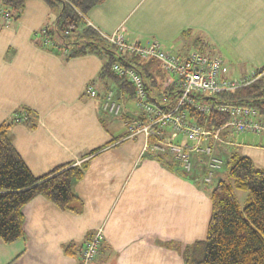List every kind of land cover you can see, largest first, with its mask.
I'll list each match as a JSON object with an SVG mask.
<instances>
[{
  "label": "rangeland",
  "instance_id": "1",
  "mask_svg": "<svg viewBox=\"0 0 264 264\" xmlns=\"http://www.w3.org/2000/svg\"><path fill=\"white\" fill-rule=\"evenodd\" d=\"M30 2L33 3L32 6H28ZM0 6L5 7V4L0 1ZM42 7L49 8L50 11L46 14L41 9ZM61 8L62 5L57 0H26L21 8L12 10V14H8L12 22L17 20L15 18L17 13L19 15L24 12L32 15L37 14V18H34L33 22L27 19L26 29L23 28L22 33L19 31L18 34L27 35L28 27L32 24L31 35L36 40L35 44L39 45L38 42L41 41L42 46L45 45L44 48L57 51L61 47L59 53L64 49L70 52L72 43L79 37L80 30L85 25L69 31L68 35H64L63 41L62 36L58 35L55 28ZM92 10L93 15H97L98 19L92 17ZM47 19H50L51 23H48ZM9 21L6 22L9 23ZM88 21H93L90 25L91 28L93 27L95 30L98 28L108 34L98 32L103 37H110L112 34L122 32L130 43H140L130 40V37L126 35L128 32L129 35H132V39L143 37L149 41L155 39L165 42L167 46L174 44L176 47L182 48L180 53L172 51L175 56L179 53L178 57L194 52L214 54L222 60L224 58L229 64L233 63L234 71H241L244 75L253 74L251 72H254V69L264 67L259 66V63L264 61V0H104L86 12L83 22L87 24ZM118 24L120 25L113 33L108 32ZM1 26H5L4 19H0ZM45 28L48 29V34L43 36L40 32ZM61 33L64 31L62 30ZM45 41L48 42L45 44ZM141 44L145 43L141 42ZM108 60L109 54L106 52L92 55V84L99 95L103 91L100 85L103 78L99 74L102 65ZM110 89L114 92V97L120 98L118 89L113 86ZM85 90L82 95L85 100H92V102L98 100V96L90 97L85 93ZM204 96L211 95L205 93ZM25 98L29 99L25 91L15 92L11 96L13 102L7 105L12 109L8 112L6 120L7 123H10L11 131L14 126H23L14 125L11 122V117L21 109L24 110L23 101ZM7 100L9 101L8 97ZM122 105V112L128 116L138 115L139 110L133 99L125 100ZM93 108L92 125L82 126L75 131L81 135L82 142L86 138L89 139L88 147L91 150L86 153V156H82V160L76 162V164H80L84 159L90 158L87 175H84L82 181L73 185V191L75 193L77 191L79 198H92V206H87L81 213L80 223L72 222L73 236L79 238L73 246L79 247L87 236L90 239L98 231H101L100 244L92 264H115L117 254L112 252L113 248H110L112 246L108 238L105 239V223L101 222V218L103 221L106 214L111 212V217L106 225V229L109 230L112 222L116 220L120 208L127 207L129 204L132 208L138 207L143 198H200L198 208L196 209L194 206L191 221L196 225L192 230L200 231L201 228L203 234L198 237L200 234H193L182 228L180 231L182 238L167 236L162 238V242L171 240L184 247L196 239H204L206 226L203 225L202 218L207 212V223L210 216V191L221 169L216 173L217 175L215 174L213 184L207 185L200 181H194L192 175L185 174L179 164H168L164 156L162 159H158L157 154L143 150L144 148L141 149L143 134L131 136L129 126L125 125V119L122 118L121 112L118 116H112L100 109L96 111V108ZM13 111L15 112L13 113ZM80 113L82 112L80 111ZM31 118L32 116L27 123L31 124ZM225 134L232 136L240 133L225 132ZM181 137H178L175 142H187L185 137ZM213 141H222L221 133L219 139ZM91 152L96 153L88 156ZM213 153H215L214 148ZM227 162L228 157L223 156L220 179L227 178ZM196 171L201 173L198 175L199 178H202L203 165L195 168L194 172ZM185 180L191 182L190 188L188 187L189 183ZM235 194L239 208L242 209L247 193L238 190ZM93 198L102 199L101 205H97V208L94 204H98V202H95ZM105 198L108 200H104ZM112 198L115 200L110 203ZM109 205L111 209L108 210ZM82 206L84 207V204ZM89 229L91 231H88ZM148 256L149 254H145V258ZM1 258L0 261L3 262L5 258L2 256ZM168 258L170 257L168 256ZM39 262L38 264H41ZM163 264H181V259L178 258L177 263L169 260L164 261Z\"/></svg>",
  "mask_w": 264,
  "mask_h": 264
},
{
  "label": "crops",
  "instance_id": "2",
  "mask_svg": "<svg viewBox=\"0 0 264 264\" xmlns=\"http://www.w3.org/2000/svg\"><path fill=\"white\" fill-rule=\"evenodd\" d=\"M32 4L30 2L28 6ZM41 9L46 14L50 11L46 7ZM92 17L98 19L97 15ZM15 18H17L15 22H12V19L9 23L4 20L5 26L0 27V123L6 122L8 112L12 110L11 106L7 107L13 102L11 96L15 92L25 91L29 99H24L23 109L28 110L32 116L31 124L13 123L23 126H14L12 131L9 129V134L15 149L32 174L40 177L57 165L82 160V156L91 150L88 147L89 139L86 138L82 142L81 135L75 131L82 126L92 125L93 107L96 111L102 110L101 98L106 84L104 81L100 82L103 91L96 102L85 100L82 96L84 89L92 85V54L68 58L69 52L64 49L59 53L61 50L59 46L56 51L44 48L45 45L42 46L41 41L38 42L39 45L35 44L36 40L31 35L32 24L28 27L27 35L18 32L22 33V29H26L27 19L33 22L37 14L24 12L16 15ZM47 20L51 23L50 19ZM92 22L88 21L87 25H92ZM120 24L115 25L108 32L113 33ZM45 29L48 34V29ZM96 31L108 35L98 28ZM126 35L133 42L149 41L143 37L132 39V35L128 32ZM160 43L171 53L173 50L179 53L182 51V48L174 44L167 46L165 42ZM223 62L227 67L228 76L233 79L250 74L235 72L233 63H230V66L224 58ZM259 66H264V61L259 63ZM255 70L257 69L253 71ZM107 84L108 87L110 83ZM12 118L13 114L11 120ZM262 123L264 124V120ZM221 139L222 141L217 142L210 140V143L214 146L215 154L222 159L223 156L229 157L232 153H237L249 157L256 168H264V128L260 134L240 133L232 136L222 134ZM144 145L143 137L141 149ZM87 169L84 175H87ZM221 170L218 175L216 174V180L221 178ZM180 179L182 181V178ZM188 183L190 188L191 182ZM80 200L84 207L82 206L79 214L62 211L40 196L27 203L22 209L24 237L10 244L0 241V260L1 256L5 258L0 264H38V261L41 264H79L80 250L89 240V236L75 248L73 244L79 238L73 236L72 222L80 223L81 213L87 206H92V198H80ZM93 200L98 202V204L94 202L95 208L101 205V198H93ZM114 200L112 198L110 203ZM199 201L200 198H143L138 207L132 208L129 204L120 208L109 230L106 229V225L111 212L105 213L106 216L103 221L101 218V222L105 223V239L108 238L112 246L110 248H113L112 252L117 254L115 264H163L164 261L169 260L177 263L178 258L183 264L182 258L175 250L162 245L166 243L162 242V238L167 236L182 238V234L180 235L182 228L189 230L190 233L200 234L198 237L201 236L203 234L201 228L200 231L192 230L196 225L191 221L194 206L197 209ZM109 209H111L110 205ZM206 214L202 220L203 225L207 227ZM67 245L71 246L69 252L65 250ZM145 254L149 256L145 258Z\"/></svg>",
  "mask_w": 264,
  "mask_h": 264
},
{
  "label": "trees",
  "instance_id": "3",
  "mask_svg": "<svg viewBox=\"0 0 264 264\" xmlns=\"http://www.w3.org/2000/svg\"><path fill=\"white\" fill-rule=\"evenodd\" d=\"M0 1L5 4V7L0 6V10L12 14V10L21 8L26 0ZM57 1L62 8L55 28L63 41L64 35H68L69 31L85 25L80 30L79 37L72 43L68 58L105 52L109 54V60L102 65L99 74L106 84L101 102L105 93L112 90V86L119 90L120 98H115L121 103L134 97L133 86L111 71L112 64L117 62L123 66H131L140 73L148 99L152 103L165 112L174 110L180 90L174 87L173 79L161 68L157 60H145L118 53L93 27L83 22L86 12L104 0ZM0 19L6 21L1 16ZM62 30L64 33H61ZM252 73L257 78L238 89L216 96L192 93L196 100L213 105L209 113L204 114L190 106L182 107L181 112L185 113L188 121L211 132H217L230 120L229 113L220 112L216 108L217 105L250 106L256 110L255 119L264 126V67ZM107 83H110V86L107 87ZM96 96H99V93ZM24 110L31 116L28 110ZM122 111V118L126 121L127 114ZM11 122L13 123V120ZM9 128L10 123H0V241L6 244L24 237L22 209L36 197L45 198L62 211L76 214L82 211L81 200L73 191V185L83 178L90 159L86 158L80 164L73 161L60 164L46 174L36 177L15 149ZM220 133L221 136L225 134L224 131ZM95 153L91 152L88 156ZM163 156L168 164H176L166 154L157 158L162 159ZM219 158L223 166V159L220 156ZM227 167V178L215 180L210 191V216L204 239L184 247L173 241L162 244L175 250L182 258L183 264H264V168H256L249 157L237 153L228 157ZM198 174L201 173H191L192 178L202 182ZM238 190L247 193L242 209L239 208L235 194ZM70 248V245L65 246L66 252H69Z\"/></svg>",
  "mask_w": 264,
  "mask_h": 264
},
{
  "label": "built area",
  "instance_id": "4",
  "mask_svg": "<svg viewBox=\"0 0 264 264\" xmlns=\"http://www.w3.org/2000/svg\"><path fill=\"white\" fill-rule=\"evenodd\" d=\"M0 16L6 21L10 20L9 14L4 10H0ZM41 34L46 36L47 30L43 29ZM123 35L121 32L112 34L110 37H102L120 54H128L145 60H157L161 68L173 79L174 87L180 90L174 110L165 112L148 99L142 77L136 69L117 62L113 63L111 66L113 74L128 81L135 92L133 101L139 113L135 116H126L125 121V125L129 126L131 136L143 134L145 137L143 150H149L157 156L168 155L181 166L186 174L193 173L195 168L203 165L201 179L204 184L209 185L222 167V160L213 153L214 146L210 140L219 139L220 132L223 131L260 133L263 126L255 119L256 110L250 106L220 104L216 108L220 112L229 113L230 120L217 132H211L188 121L185 113L181 112V108L190 106L207 114L213 105L196 100L192 97V93H207L216 96L219 93L248 85L257 76L249 74L233 79L228 76L223 60L214 54L194 52L177 57L165 50L157 40H151L145 44L130 43ZM85 93L94 97L98 91L93 84H90L86 87ZM101 109L107 114L118 116L123 105L114 97V92L109 90L102 99ZM29 119L30 116L25 110L18 111L12 118L15 124L27 123ZM180 136L185 137L187 142L176 143L175 140ZM100 238L101 231H98L84 244L79 253L80 264L92 263L98 251Z\"/></svg>",
  "mask_w": 264,
  "mask_h": 264
},
{
  "label": "water",
  "instance_id": "5",
  "mask_svg": "<svg viewBox=\"0 0 264 264\" xmlns=\"http://www.w3.org/2000/svg\"><path fill=\"white\" fill-rule=\"evenodd\" d=\"M206 98H209V97H206ZM210 99L214 100L215 98L214 97H210Z\"/></svg>",
  "mask_w": 264,
  "mask_h": 264
}]
</instances>
